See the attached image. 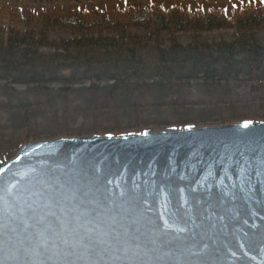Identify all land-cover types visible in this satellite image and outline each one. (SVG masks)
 Wrapping results in <instances>:
<instances>
[{"label":"water","instance_id":"water-1","mask_svg":"<svg viewBox=\"0 0 264 264\" xmlns=\"http://www.w3.org/2000/svg\"><path fill=\"white\" fill-rule=\"evenodd\" d=\"M244 124L23 145L0 264H264V121Z\"/></svg>","mask_w":264,"mask_h":264},{"label":"trees","instance_id":"trees-1","mask_svg":"<svg viewBox=\"0 0 264 264\" xmlns=\"http://www.w3.org/2000/svg\"><path fill=\"white\" fill-rule=\"evenodd\" d=\"M263 18L247 7L231 16L131 7L40 17L1 7L0 165L30 140L264 121V43L254 37ZM227 29L233 41L175 37ZM48 30L71 38L52 41Z\"/></svg>","mask_w":264,"mask_h":264},{"label":"rangeland","instance_id":"rangeland-1","mask_svg":"<svg viewBox=\"0 0 264 264\" xmlns=\"http://www.w3.org/2000/svg\"><path fill=\"white\" fill-rule=\"evenodd\" d=\"M1 7L4 8L5 10H12L17 12H30L36 17H40L44 13L67 12L72 10H79L83 12L99 11L103 13H108L113 9L126 10L131 7L133 8L148 7L150 9H153L155 7H160L165 10H169L172 7H179L185 11H191V12L202 11L203 13H207L209 10H215V11H220L225 16H231L234 10H237L238 8H242V7H247L253 10L260 11L264 17V2H262V0H0V8ZM152 30H153L152 28H150L149 30L138 29L136 32L139 37H144ZM102 35L106 37H115L114 34H108L107 32L102 33ZM95 36H97V34H95ZM234 36H235V32L230 29L212 31V32H203L195 36L189 33H177L175 35L178 42L182 45L189 44L195 38L199 39L202 42H207V43H212L217 41L230 42L234 40ZM47 37L52 41L68 40L71 38V34L57 30L55 31L48 30ZM254 37L259 43H264V26L260 27L255 31ZM159 38L164 40L165 45H167L165 32L160 33ZM210 124H220V123H210ZM164 130L167 129L149 128L148 132L164 131ZM73 137H77V136L60 137V138H73ZM36 141L39 140H35V141L30 140L27 143H33ZM17 151L11 156V158H13L16 155Z\"/></svg>","mask_w":264,"mask_h":264},{"label":"snow or ice","instance_id":"snow-or-ice-1","mask_svg":"<svg viewBox=\"0 0 264 264\" xmlns=\"http://www.w3.org/2000/svg\"><path fill=\"white\" fill-rule=\"evenodd\" d=\"M262 2H264V0H262ZM251 122L248 121V122H245V124L243 125V127H248V125L250 124ZM146 135V134H145Z\"/></svg>","mask_w":264,"mask_h":264},{"label":"bare ground","instance_id":"bare-ground-1","mask_svg":"<svg viewBox=\"0 0 264 264\" xmlns=\"http://www.w3.org/2000/svg\"><path fill=\"white\" fill-rule=\"evenodd\" d=\"M207 125V124H206Z\"/></svg>","mask_w":264,"mask_h":264}]
</instances>
